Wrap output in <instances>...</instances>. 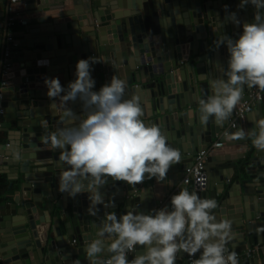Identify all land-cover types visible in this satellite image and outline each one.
Listing matches in <instances>:
<instances>
[{
    "label": "water",
    "instance_id": "1",
    "mask_svg": "<svg viewBox=\"0 0 264 264\" xmlns=\"http://www.w3.org/2000/svg\"><path fill=\"white\" fill-rule=\"evenodd\" d=\"M11 1L0 0V125L7 139L0 142V167H15L12 171L24 176L14 201L0 200V264H88L84 248L106 214L119 216L130 206L148 212L169 205V191L160 185L182 180L196 153L222 133L254 88L245 86L241 101L223 125L212 119L206 126L200 123L198 101L212 94L210 82L222 74L217 66H227V47H216V42L224 33L238 36L243 23L254 19L256 9L251 4L238 7L240 0H21L19 7ZM15 12L21 13L23 29L20 39L10 42L8 21ZM231 12L240 24L227 20ZM133 24L144 29L152 58L162 55L161 64H142L132 57L129 36L136 33L129 26ZM8 45L13 48L6 57ZM89 57L96 60L91 69L93 90L112 76L125 80V96L139 97L142 119L157 124L181 153L162 182L146 177L129 185L108 178L100 191L109 206L99 205L95 215L89 211L87 193L69 197L58 190L59 151L50 150L43 141L64 126L62 101L47 96L45 77H58L67 87L76 78L77 61ZM42 60L49 63L38 65ZM179 74L181 84L176 83ZM72 105L79 114L80 102H69L68 107ZM254 111H259L255 119L264 116V100ZM254 115L234 135L250 132ZM247 144L250 151L231 150ZM42 166L47 169L34 170ZM205 172L203 185L192 181L187 188L215 199L218 207L213 215L231 221L235 238L229 250L252 246L264 252V152L253 147L249 136L229 140L226 149L207 158ZM240 264H264V253L245 257Z\"/></svg>",
    "mask_w": 264,
    "mask_h": 264
},
{
    "label": "clouds",
    "instance_id": "2",
    "mask_svg": "<svg viewBox=\"0 0 264 264\" xmlns=\"http://www.w3.org/2000/svg\"><path fill=\"white\" fill-rule=\"evenodd\" d=\"M248 4L256 9L254 19L243 23L235 38L224 33L216 42V47L226 45L229 55L226 67L217 66L222 74L210 82L212 94L198 101L202 125L210 119L223 125L241 101L245 86L264 91V0H240L238 7ZM227 20L241 23L234 12ZM95 62L91 57L79 59L76 78L67 87L58 77L44 80L47 96L52 101L60 98L63 105L64 126L43 137L50 150H59L58 190L69 197L87 193L92 215L99 205L109 206L100 191L108 178L129 185L140 184L146 177L162 182L181 159L179 149L168 143L161 128L142 119L139 97L125 96V80L112 76L93 90ZM76 101L81 104L79 114L68 107ZM253 122L249 133L241 130L226 139L247 135L253 147L264 152V116ZM205 182L201 178L200 183ZM217 207L215 199L183 188L172 194L169 205L158 209L141 212L130 206L119 216L107 213L84 248L88 264H176L180 252L199 253L194 264H239L237 254L228 248L235 238L231 221L217 220L212 213Z\"/></svg>",
    "mask_w": 264,
    "mask_h": 264
},
{
    "label": "built area",
    "instance_id": "3",
    "mask_svg": "<svg viewBox=\"0 0 264 264\" xmlns=\"http://www.w3.org/2000/svg\"><path fill=\"white\" fill-rule=\"evenodd\" d=\"M12 3L16 4L18 0H12ZM21 17V13L15 12L12 14L8 21V27L10 29L8 34V41L15 42L16 39L14 37V29L19 22L18 18ZM21 20V19H20ZM14 46H16L14 44ZM12 45H8L6 47V53L5 56L9 57L12 52ZM11 64L7 63L6 67H10ZM264 100V91H260L258 88L254 87L252 88L246 97V100L243 101L237 108V110L234 112V118L231 119L228 126L222 131L221 134H219L215 140L206 148L201 149L196 153L195 160L191 166H189L185 172V176L182 178V180L177 183L174 187L173 193L178 192L180 189H183V187L188 186L190 182H194L195 185H202L200 183L201 178L206 179V161L207 158L211 155L216 153L219 150H223L226 147L227 142L229 141L226 139L227 136L234 135V132L243 125L246 121L248 116L254 111L255 105H257L260 101ZM3 113V110L0 111V114ZM1 128V125H0ZM233 140V139H232ZM170 194V197L172 196ZM74 243H76V240H73ZM259 249L255 247H248L245 251H234L237 254L239 264L241 260L245 257L250 258ZM130 256L132 254H129ZM199 257L198 254L195 256L188 255L185 258L176 259V264H194L195 259Z\"/></svg>",
    "mask_w": 264,
    "mask_h": 264
},
{
    "label": "crops",
    "instance_id": "4",
    "mask_svg": "<svg viewBox=\"0 0 264 264\" xmlns=\"http://www.w3.org/2000/svg\"><path fill=\"white\" fill-rule=\"evenodd\" d=\"M20 1L21 0H18V2L16 4L13 3V5H16V6L19 7ZM133 22H135V21H133ZM136 26H137V28H136ZM129 28H130V32H134L135 31V33H136L135 35L131 34L129 36V44L132 43V46L129 47L130 48L129 52L132 55V57H135L136 59H138L139 62H141L142 64H147V63H150V62H152L153 64H158V63L161 64L162 55H159V57L156 58V59L152 58V55L150 53V51H151V46H150L151 42L149 41V38L146 36V32H144V29H142L141 26H138L137 24L130 25ZM22 29H23V26H21L19 24V22H18L16 27H15V29L13 30L15 32L14 33V37H15L16 40L20 39L19 34H21L20 31ZM9 31H10V29H9ZM109 31H111V30H109ZM151 66H152V64H150V67ZM176 83L177 84H181V75L180 74L176 78ZM71 108H73V105L71 106ZM258 112L253 111L250 115H254V113H255L256 116L255 115L253 116V118L255 119V117H257V114H259ZM190 113H191V117H193L194 113H193L192 109H190ZM0 120L2 121V116L0 117ZM250 124H252V123H250ZM246 133H249V132L247 131ZM6 140L7 139H6L5 134L2 131V129L0 128V142H7ZM235 141H238V140H234L233 142H235ZM251 147H252L251 144H247L246 146H243V147L242 146H235L231 150H233V152L236 154L237 152H240V151L244 150V148L248 149V151H250ZM224 149H226V147ZM57 151H59V150L57 149ZM252 151L254 152V149H252L251 152ZM247 160H249V158ZM36 164H37V162L35 161L34 164H32V168ZM14 169H15V167H12V166H5L4 168L0 167V174H3V175L6 176L7 185H9V188H8L7 192L2 193L0 195V200L2 201L3 204H5V203H7L9 201H14L16 188L19 186V182L23 181L24 174L23 173H19L17 175V173H14L12 171ZM45 169H47V167H45V166L43 167L42 166V167H35L34 170H45ZM16 176L19 177L18 180L14 179ZM176 182H177L176 179H171L169 182L161 184L159 188L163 187L164 188V192L165 191H169V194H172L173 190H174V187L176 185L175 184ZM183 188H187V186H185ZM161 193H163V192L161 191ZM8 196H10V197H8ZM162 206H163V204H162ZM253 249H255V247H253ZM256 253H259L261 256H263L264 252H263V250L262 251L258 250ZM188 255L189 254H186V255H183L182 257H179L178 254H177V258L176 259L185 258Z\"/></svg>",
    "mask_w": 264,
    "mask_h": 264
},
{
    "label": "trees",
    "instance_id": "5",
    "mask_svg": "<svg viewBox=\"0 0 264 264\" xmlns=\"http://www.w3.org/2000/svg\"><path fill=\"white\" fill-rule=\"evenodd\" d=\"M8 188H9V185H7L6 176L3 174H0V195L2 193L7 192Z\"/></svg>",
    "mask_w": 264,
    "mask_h": 264
}]
</instances>
